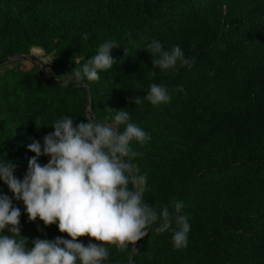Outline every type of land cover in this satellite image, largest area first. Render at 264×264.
Segmentation results:
<instances>
[{
    "label": "trees",
    "instance_id": "16d2710c",
    "mask_svg": "<svg viewBox=\"0 0 264 264\" xmlns=\"http://www.w3.org/2000/svg\"><path fill=\"white\" fill-rule=\"evenodd\" d=\"M105 40L118 45L113 68L65 83ZM152 40L165 50L179 45L191 67L154 69ZM18 55L45 76L35 61L0 64V156L16 165L17 179L35 155L27 145L42 144L55 120H88L89 106L90 119L105 121L125 109L150 137L132 144L143 201L157 213L183 202L186 247H173L170 230L156 231L158 220L133 246L108 245L105 264H264V0H0V63ZM152 83L167 89V103L144 99ZM0 192L12 197L2 182ZM12 203L26 247L69 238Z\"/></svg>",
    "mask_w": 264,
    "mask_h": 264
},
{
    "label": "clouds",
    "instance_id": "9594fccd",
    "mask_svg": "<svg viewBox=\"0 0 264 264\" xmlns=\"http://www.w3.org/2000/svg\"><path fill=\"white\" fill-rule=\"evenodd\" d=\"M116 47L113 40L102 42L79 68L64 75L65 83L97 80L99 72L113 68ZM147 49L154 69L174 70L178 62L191 67L179 45L165 50L152 40ZM144 99L155 106L170 96L163 85L152 83ZM132 100L141 103L140 98ZM51 128L42 144L32 140L27 145L35 155L28 159L22 180L14 175L16 165L0 156V182L12 193L10 198L0 192V264H105L108 245L133 246L158 220L156 231L170 230L174 248L187 246L190 224L183 202L174 201L171 211L165 206L157 213L142 199L145 176L135 173L131 161L139 153L132 144L143 145L150 137L130 122L128 111L114 110L105 121L88 119L75 125L72 117L63 116ZM42 155L49 158L43 165L38 163ZM13 199L23 203L29 221L55 224L69 238H37L26 247L28 241L20 235L21 212ZM84 236L99 243L79 242Z\"/></svg>",
    "mask_w": 264,
    "mask_h": 264
},
{
    "label": "water",
    "instance_id": "95a60500",
    "mask_svg": "<svg viewBox=\"0 0 264 264\" xmlns=\"http://www.w3.org/2000/svg\"><path fill=\"white\" fill-rule=\"evenodd\" d=\"M22 59L29 60V61H35L31 56L18 55V56H14V57L8 58V59H6L5 61L1 62L0 64H5V63H7V62L10 61V60H11V61H18V60H22ZM35 62L38 63V65L40 66V69H41L42 75L45 76V71H44L43 66H42L39 62H37V61H35ZM85 88H86V91H87V97H88V99H90V92H89V89H88V87H86V86H85ZM87 117H88V119H90V110H89V106H88V108H87Z\"/></svg>",
    "mask_w": 264,
    "mask_h": 264
},
{
    "label": "rangeland",
    "instance_id": "374dc122",
    "mask_svg": "<svg viewBox=\"0 0 264 264\" xmlns=\"http://www.w3.org/2000/svg\"><path fill=\"white\" fill-rule=\"evenodd\" d=\"M22 66H23V68H29L30 67V61H28V60H24L23 62H22Z\"/></svg>",
    "mask_w": 264,
    "mask_h": 264
}]
</instances>
